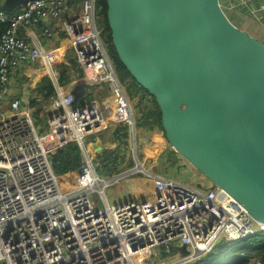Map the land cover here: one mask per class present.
<instances>
[{"label": "built area", "instance_id": "built-area-1", "mask_svg": "<svg viewBox=\"0 0 264 264\" xmlns=\"http://www.w3.org/2000/svg\"><path fill=\"white\" fill-rule=\"evenodd\" d=\"M98 2L32 0L11 13L0 10V24L7 26L0 35V264H135L136 257L159 247L169 252L167 264H192L221 238L232 243L264 233V224L213 184L194 186L142 165L110 173L89 153L87 143L111 127L108 115L122 119L130 141L138 130L134 105L109 56ZM220 5L225 13L243 10L264 21V0H220ZM62 38L92 85L115 87L120 99L115 111L110 103H78L75 89L61 84L47 47ZM38 63L55 89L45 107L50 127L44 133L23 99L11 95L12 73ZM71 142L83 161L65 187L52 156ZM137 173L151 184L139 181L128 197L110 203L107 190ZM183 246L186 255L177 251ZM250 264L264 263L255 258Z\"/></svg>", "mask_w": 264, "mask_h": 264}, {"label": "water", "instance_id": "water-1", "mask_svg": "<svg viewBox=\"0 0 264 264\" xmlns=\"http://www.w3.org/2000/svg\"><path fill=\"white\" fill-rule=\"evenodd\" d=\"M106 5L112 45L155 99L169 144L264 224V42L232 23L220 0Z\"/></svg>", "mask_w": 264, "mask_h": 264}, {"label": "trees", "instance_id": "trees-1", "mask_svg": "<svg viewBox=\"0 0 264 264\" xmlns=\"http://www.w3.org/2000/svg\"><path fill=\"white\" fill-rule=\"evenodd\" d=\"M99 16L103 15L105 17V28L104 32H109L106 12L107 5L106 0H99ZM100 21V20H99ZM7 30V26L0 24V35H2ZM105 40L109 48V56L113 60L119 81L121 85L126 83L127 78L133 80L131 89L124 87L129 99L134 101V105L140 104L141 108L139 111L140 116L137 119L138 130L148 132L145 139L152 142L154 147H156V136L159 133L165 135L164 129L161 122L160 109L153 97L138 85V83L131 77L130 73L121 63L111 41L110 34ZM73 65L76 66L75 61ZM80 71V78L75 85V92L79 95L78 103L88 104V103H98L103 106L105 103H110V110L115 111L119 105L120 99L118 92L115 87L109 83H100L92 85ZM61 84L65 87L70 83L69 70L62 67V73L60 78ZM39 94L43 97H50L54 95L55 89L52 81L49 77H45L39 85ZM135 97L139 100H135ZM133 99V100H132ZM31 107H33L34 115H41L43 112V106L36 100L31 102ZM33 115V116H34ZM114 141L118 143L114 150H105L103 154L99 156L97 160L103 162L105 168L111 173H119L114 169H118L116 165L121 164L122 153H127L128 146L130 145L128 129L119 126L114 132ZM154 133V134H153ZM121 153V154H120ZM167 161L173 165L178 162V154L172 153L167 156ZM83 161V156L81 149L75 142L68 143L64 148L55 152L52 156V164L55 173L63 181H68L71 185L75 178L76 173L81 168ZM117 163H113V162ZM226 243V245H224ZM223 245V246H220ZM208 255L196 262V264H250L255 258H259L264 263V233L254 236L249 239H245L240 242H227L226 240L219 242ZM232 252L229 254V251Z\"/></svg>", "mask_w": 264, "mask_h": 264}, {"label": "crops", "instance_id": "crops-1", "mask_svg": "<svg viewBox=\"0 0 264 264\" xmlns=\"http://www.w3.org/2000/svg\"><path fill=\"white\" fill-rule=\"evenodd\" d=\"M257 3H255V5H257ZM241 12L244 14L239 15L238 14L239 12H237V11H234V12L229 11V12H226V14L229 17L230 21L232 23H234L237 27H239L241 30L248 32L252 37L258 39L259 41L264 42V21L263 22H260V21L258 22L256 20L254 21L245 15L246 14L245 11L241 10ZM47 50H48V54H49L52 62L56 61L57 62L56 64L60 63L62 65V67H65L69 70L70 83H68L66 85V87L72 88L74 90L75 85L78 82V77H77L78 74H77V76H75L74 71L77 70V68L72 63L74 61V59H73L74 54H73V51L69 45L68 39L62 38V39L54 40L52 43H50L48 45ZM70 51H71V53H69L68 58H67V54ZM42 67H43L42 64L38 63L35 65L23 66V67L19 68L18 70L14 71L12 73L11 95L14 97L22 98L23 102H24V108L26 110H29L30 112H32V115H34L33 112H34V110H36L33 107H31V102L33 100H36L38 103H40L43 106V109L45 110V107L50 103V101L52 100V98L54 96L53 95L50 97H43L38 92L40 82L45 77H48V76L44 75L47 73L44 71V69ZM56 71H57V74L61 76L60 71H58L57 69H56ZM42 76H44V77L41 78ZM125 92H126V89H125ZM40 116L42 117V119H44L45 121L48 122V116H47V118H45L43 112ZM114 120H117V119H114ZM110 125H111V122H110ZM39 130H40V132L44 133L41 127H39ZM147 133L148 132L137 130L136 140L138 139V143L136 142V140L134 141L132 139V141L135 144V149H136L133 151H136V153H149L148 158H151V161L153 159V164L151 165L152 168H154L158 165L156 161L159 157L164 158V153H165V155L167 153H177L171 147V145L167 141L166 136L164 134L159 133L158 135H155L156 136V147H154L152 142L145 139ZM92 140L93 141H91L89 143V146H92V150H90V149L88 150L89 153L100 152V150H97V149H101V150L103 149L102 148L104 146L103 142H101V140L98 137L93 138ZM107 141H108V143H106L107 145L105 146V148H108V150H114L118 145V143L113 141V139L107 140ZM137 144H138V146H137ZM131 147H133L132 144H131ZM166 160H168V159H166ZM147 162L149 163L150 160L148 159ZM166 162L169 163L168 161H166ZM169 164H171V163H169ZM178 164L179 163H177L175 165H178ZM167 176L176 177L173 175L171 176V174H167ZM177 251H179L182 255H186L188 252V251H186V249L184 250L183 248L178 249ZM151 255L153 256V253L148 255V256H151ZM167 257H168V255H167ZM161 259H163L164 261L163 262H157V263L152 262V263L153 264H167L170 261L169 259H166V255ZM197 261H199V260H196L192 264H196Z\"/></svg>", "mask_w": 264, "mask_h": 264}, {"label": "rangeland", "instance_id": "rangeland-1", "mask_svg": "<svg viewBox=\"0 0 264 264\" xmlns=\"http://www.w3.org/2000/svg\"><path fill=\"white\" fill-rule=\"evenodd\" d=\"M100 20V25L102 27L105 28V17L102 15L101 18L99 19ZM106 33V37L109 36V32H105ZM70 52H68L67 54V58H68V55H69ZM55 64V69H57L58 71H60V74L62 73V65L60 63L56 64L57 62H53ZM73 63V62H72ZM45 73V72H44ZM75 73V76H77L78 74V80L80 78V71H78V68L77 70L74 71ZM45 76H47V74H44ZM60 76V75H59ZM44 76H42L41 78H43ZM61 78V76H60ZM133 83V80L131 78H127L126 79V83L123 85V87H128V89L130 90L131 89V85ZM33 86V85H32ZM133 100V99H132ZM135 100H139L138 98L135 97ZM133 105H134V101H132ZM141 108V105L138 104L134 105V114H135V117L137 119V115L140 116V113L139 111ZM124 109L125 107L122 105V110H123V113H124ZM43 114L45 116V118H47L48 116V112L45 111L43 109ZM110 114V113H109ZM34 120H35V123L37 124L38 127H41L43 132H45L46 130L48 131L49 130V123L47 121H45L44 119H42V117L39 115H34ZM123 117V114L121 115V118ZM108 119H109V122H111V127L109 128L108 131H106L105 133H103L100 137H98L101 142H103L104 146L102 147L103 149L100 150V152H95V153H91L93 155V157L96 158V160L99 158V156L101 154L104 153L105 150H108V148H105V146L107 145L106 143H108L107 140H111L113 139L114 141V132L116 129L119 128V121L122 120V119H118V120H114V118L110 115H108ZM116 119V117H115ZM122 122V121H120ZM89 140H87L88 142ZM93 141V140H90L88 143H87V149L89 150H92V146H89V143ZM136 142L138 143V139L136 140ZM135 142V143H136ZM131 144L133 147H131ZM138 146V144H137ZM99 150V149H97ZM135 150V144L133 141H130V145L128 146V150H127V153H122V160H121V164H118L116 165V167H119L118 169H114V170H118L120 172H124V171H128L130 169H133L136 167L137 165V162L139 161L141 163L142 166H144V168H146L147 170H149L150 172L152 173H155V174H171V176H176L175 179L177 180H180V181H183V182H186V183H190L194 186H211L212 185V182L207 179L204 174H202L198 169H196L189 161H187L184 157H182L180 154H178V162L179 163L178 165H173V164H169L167 163L166 159H167V156H169L170 154L172 153H167L165 155L164 153V158L162 157H159L157 159V166L152 168L151 165L153 164V159L151 161V158H148V154L149 153H136V151H133ZM91 152V151H90ZM121 154V153H120ZM148 159L150 160V162L148 163ZM155 160V159H154ZM113 163H117L116 161L113 162ZM151 168V169H150ZM119 172V173H120ZM142 182V183H148L149 185L151 184L150 182H148V179L146 178V176L143 174V173H137V174H133L131 176H127L126 178H124L120 183L114 185L113 187L109 188L107 190V197H108V200L110 203H113L115 201H119V199H125L126 197H128V195L130 194L131 192V189H132V186L135 184V183H139ZM63 186L65 187H69L70 183L68 181H63ZM221 241H224L223 238L220 239V242ZM224 245H226V243H224ZM220 246H223V245H220ZM232 252V250L229 251V254ZM169 254L168 250L164 249L163 247H159L157 248L154 253H153V256H147V255H142V256H139V257H136L135 258V264H153L152 262L154 263H157V262H163L164 260L161 259V257H164L165 255L167 256ZM161 256V257H160ZM172 259H175V257L172 255ZM169 259V257L167 258ZM155 260V261H154ZM175 261V260H174Z\"/></svg>", "mask_w": 264, "mask_h": 264}, {"label": "bare ground", "instance_id": "bare-ground-1", "mask_svg": "<svg viewBox=\"0 0 264 264\" xmlns=\"http://www.w3.org/2000/svg\"><path fill=\"white\" fill-rule=\"evenodd\" d=\"M141 168V167H138V169Z\"/></svg>", "mask_w": 264, "mask_h": 264}]
</instances>
